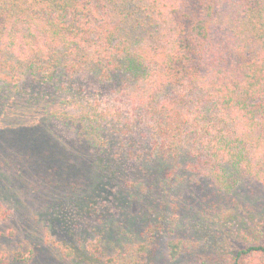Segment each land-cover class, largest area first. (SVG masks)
<instances>
[{
	"label": "trees",
	"instance_id": "trees-1",
	"mask_svg": "<svg viewBox=\"0 0 264 264\" xmlns=\"http://www.w3.org/2000/svg\"><path fill=\"white\" fill-rule=\"evenodd\" d=\"M2 104L0 199L94 200L127 161L165 175L139 214L115 200L128 224L110 247L72 259L264 264V0H0ZM14 215L0 205V224Z\"/></svg>",
	"mask_w": 264,
	"mask_h": 264
},
{
	"label": "rangeland",
	"instance_id": "rangeland-1",
	"mask_svg": "<svg viewBox=\"0 0 264 264\" xmlns=\"http://www.w3.org/2000/svg\"><path fill=\"white\" fill-rule=\"evenodd\" d=\"M97 91L102 93L103 101L113 102L117 106L124 103L109 87L97 88ZM27 97L45 100L50 98L41 91H34ZM5 106L7 104L1 105L0 116L6 112ZM53 128L63 137L60 140L74 143L73 132H68L59 123L53 124ZM123 165L115 178L110 179V183L103 187L105 191L100 192L99 197L96 193L91 194L94 200L79 198L64 200L58 205L38 207L17 192L13 194L8 189L4 191L12 195L10 199H0V205L10 204L16 216L0 224V264H81L70 255L87 251L91 243L98 242L99 235L104 236L106 244L110 247V243L115 242L111 241V238L116 239V235L125 231L124 228H127L128 224L126 212L119 208L115 200L123 199L131 206L133 214H139L142 211L139 202L141 196L150 193V199L165 176L158 165L150 164V167H145L136 161H127ZM6 180L7 177L0 174V188L4 190L7 188ZM137 182L139 183L135 187ZM10 187L12 188H8ZM241 221L246 222L239 216L231 222V228H227L229 233L223 232L224 243L235 235ZM107 224L113 225L108 234L103 230ZM133 230V235L145 231L144 226L138 227L134 223L129 227V232Z\"/></svg>",
	"mask_w": 264,
	"mask_h": 264
}]
</instances>
